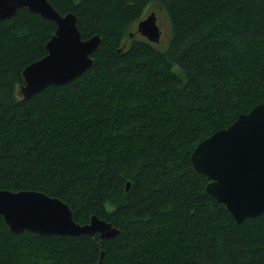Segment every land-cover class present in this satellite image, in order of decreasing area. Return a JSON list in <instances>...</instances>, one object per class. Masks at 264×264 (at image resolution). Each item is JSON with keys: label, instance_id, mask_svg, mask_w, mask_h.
<instances>
[{"label": "trees", "instance_id": "16d2710c", "mask_svg": "<svg viewBox=\"0 0 264 264\" xmlns=\"http://www.w3.org/2000/svg\"><path fill=\"white\" fill-rule=\"evenodd\" d=\"M49 1L102 43L81 77L22 100L57 26L25 9L0 21V190L59 198L120 235H14L0 217V264H264V214L237 225L191 160L264 104V0ZM154 6L166 47L126 45Z\"/></svg>", "mask_w": 264, "mask_h": 264}, {"label": "water", "instance_id": "95a60500", "mask_svg": "<svg viewBox=\"0 0 264 264\" xmlns=\"http://www.w3.org/2000/svg\"><path fill=\"white\" fill-rule=\"evenodd\" d=\"M22 9L57 26L46 45L47 55L23 71L24 84L19 89L22 100L50 86L69 85L94 66L93 55L102 40L98 35L83 40L74 14L61 15L49 0H0V21ZM157 20L152 13L137 25V33L152 45L161 41ZM191 160L194 170L210 180L207 193L227 208L237 225L264 214V104L201 142ZM0 217L14 235H98L100 240L120 235V230L97 216L86 225L76 223L66 203L37 191L0 190Z\"/></svg>", "mask_w": 264, "mask_h": 264}, {"label": "rangeland", "instance_id": "374dc122", "mask_svg": "<svg viewBox=\"0 0 264 264\" xmlns=\"http://www.w3.org/2000/svg\"><path fill=\"white\" fill-rule=\"evenodd\" d=\"M152 13L156 14L157 19H158L157 24L161 30V41H160V43L154 44L153 46H155L158 49H162L163 47L165 48L167 43H168V39H169V35H170V23H169L167 16L165 15V13L160 8H158L157 6L149 8L145 17H147L148 15H150ZM133 31L134 32L137 31V25H135L133 27L132 32ZM135 38L137 40H145L140 35L136 36ZM131 39L133 40L134 37H132ZM131 39H129V38L127 39L126 45L130 44V42L132 41ZM19 89H20V87L17 90V96L20 98Z\"/></svg>", "mask_w": 264, "mask_h": 264}, {"label": "snow or ice", "instance_id": "6c2138e0", "mask_svg": "<svg viewBox=\"0 0 264 264\" xmlns=\"http://www.w3.org/2000/svg\"><path fill=\"white\" fill-rule=\"evenodd\" d=\"M53 207H55V206L53 205Z\"/></svg>", "mask_w": 264, "mask_h": 264}, {"label": "bare ground", "instance_id": "6f19581e", "mask_svg": "<svg viewBox=\"0 0 264 264\" xmlns=\"http://www.w3.org/2000/svg\"><path fill=\"white\" fill-rule=\"evenodd\" d=\"M77 223V222H76Z\"/></svg>", "mask_w": 264, "mask_h": 264}]
</instances>
